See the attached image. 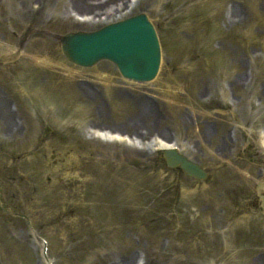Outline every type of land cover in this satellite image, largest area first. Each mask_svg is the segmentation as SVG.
Returning <instances> with one entry per match:
<instances>
[{
	"label": "rangeland",
	"instance_id": "374dc122",
	"mask_svg": "<svg viewBox=\"0 0 264 264\" xmlns=\"http://www.w3.org/2000/svg\"><path fill=\"white\" fill-rule=\"evenodd\" d=\"M111 1L106 5L120 6L118 1ZM75 2L0 0V21L5 28L2 33L10 39V44L25 40L27 48L36 55L42 47L48 48L49 40L50 45L55 44L57 32L62 35L80 29H97L102 23L81 24L71 16ZM102 10L99 6L96 13ZM140 10L149 15L164 43L161 72L151 83L131 84L109 62L84 69L90 76L104 72L113 82L121 81L115 91L116 104L122 106L121 113L114 111L113 116L110 110L109 118L104 106L102 116H106L105 122L110 125L114 122L126 126L129 121L137 122L139 127L144 124L152 130L149 139L174 141L186 156L211 171L212 176L205 182L184 181L178 189V184L173 182L169 191L175 192L181 203L169 209V203L163 199L168 190L164 187L166 175L156 168L152 174L147 171L150 158L153 162L156 153L148 155L149 150L136 148L135 157L127 155L122 163L113 155L114 161H107L115 166L106 164L116 168L115 180L109 182L111 177L106 174L104 184H95L94 193L89 190L90 195L85 194L84 199L71 201V208L80 215L99 213L98 209L102 208L96 207L95 201L91 202L97 197L101 204H110L109 210L104 211L107 214L99 216L105 224L101 221L100 226L90 227L92 236L97 237L101 232L106 242V246L94 244L99 246L96 249L98 263L94 259L91 264H134L135 257L144 255L146 264H264V237L249 242L244 232L245 225L255 227L256 224L263 233L264 222L258 219L259 223H247L243 215H235L240 205L236 198L241 200L249 195L251 199L257 198L260 205L258 196L264 197V189L258 186L259 180L264 179V151L257 146L259 134L264 133V0H140L134 12ZM52 25L56 29H52ZM13 31L16 37L10 36ZM39 38L44 41L38 44ZM20 82L25 83L20 80L17 84ZM61 110V114L57 111L58 115L53 117L64 121L67 111ZM15 112L13 105L9 106L7 100L0 97V114L6 123L9 114ZM29 112L35 114L34 110ZM30 113H20L25 131L9 134L5 125L0 126V147L29 150V140L38 133L32 131H39L37 116L34 118ZM91 118L96 120L87 117L82 126L84 130L93 122ZM34 122L37 128L33 127ZM75 133L83 140L90 139L89 132ZM134 160L137 161V181L135 186H130ZM37 164L25 161L21 165L19 187L7 177L10 174L5 173L2 185L6 187V198L14 196L21 205L23 195H29L25 208L34 207L30 178L40 186L41 204L46 207L54 203L51 207L61 211L65 195L46 194L45 177H41ZM161 187H164L162 193ZM57 191L61 192L60 188ZM118 195L123 201L118 202ZM46 200H50L48 204ZM129 203L134 207L131 213L127 211ZM163 223L171 226L170 235L162 234L158 240L154 231ZM12 224L6 232L0 227V239L6 247L5 264H49L32 227L16 221ZM197 230L200 235L193 237ZM178 232L183 235L179 236ZM42 233L50 238L49 254L53 264H66L67 258H64L69 253L83 256L89 248L88 242L82 240L87 233L82 225L72 233L70 243L50 237L47 229ZM176 236L184 240L176 242ZM66 250L68 252L64 253ZM60 257L63 263H59Z\"/></svg>",
	"mask_w": 264,
	"mask_h": 264
},
{
	"label": "water",
	"instance_id": "95a60500",
	"mask_svg": "<svg viewBox=\"0 0 264 264\" xmlns=\"http://www.w3.org/2000/svg\"><path fill=\"white\" fill-rule=\"evenodd\" d=\"M63 49L69 60L89 66L100 59H110L122 74L137 81L152 80L159 69L160 48L155 30L144 15L113 24L92 34L68 35ZM168 164L180 165L185 173L197 179L207 174L176 152H165Z\"/></svg>",
	"mask_w": 264,
	"mask_h": 264
},
{
	"label": "bare ground",
	"instance_id": "6f19581e",
	"mask_svg": "<svg viewBox=\"0 0 264 264\" xmlns=\"http://www.w3.org/2000/svg\"><path fill=\"white\" fill-rule=\"evenodd\" d=\"M128 1H130L131 2V0H128ZM107 3H105V4H101V6H104V7H106L107 5H106ZM124 5V3L122 4V6ZM100 5H94L93 7H88V6H80V7H78L77 9L76 8H74V11H77L78 13H96V9L99 7ZM128 9V8H127ZM123 10V9H122ZM122 10H120L118 7L117 8H114V7H108L106 10H104L102 13L101 12H99V13H101L102 15H100V16H95V17H91V16H84V17H87L88 19L89 18H92V20H98V21H103V20H107V22H108V20H110L109 18H111L112 19V17L113 18H116V17H120V16H123L126 12L125 11H122ZM98 13V12H97ZM98 13V14H99ZM117 19V18H116ZM134 129H135V134H136V139L133 141V143L135 144V145H139V146H142L143 144L142 143H144V139L145 138H148V134H143L142 133V131L141 130H143V129H141L140 130V128H135V126H134ZM94 135H96V136H98L99 138H107L109 135L111 136V133L110 132H94ZM155 142V143H154ZM165 141H162V140H155V141H153L152 142V148H151V150H155V149H159V148H165V147H169L170 145H168L167 143H164ZM138 260V259H137ZM136 260V261H137ZM128 264V263H127ZM130 264V263H129Z\"/></svg>",
	"mask_w": 264,
	"mask_h": 264
}]
</instances>
